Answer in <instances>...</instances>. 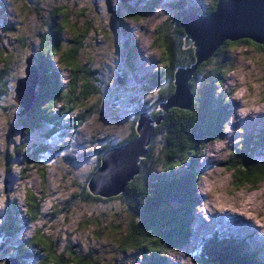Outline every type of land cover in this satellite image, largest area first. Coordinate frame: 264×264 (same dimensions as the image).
I'll list each match as a JSON object with an SVG mask.
<instances>
[{"label": "rangeland", "instance_id": "374dc122", "mask_svg": "<svg viewBox=\"0 0 264 264\" xmlns=\"http://www.w3.org/2000/svg\"><path fill=\"white\" fill-rule=\"evenodd\" d=\"M179 1L183 2V0ZM186 1L192 6L195 2L201 3L203 8H209L212 3V0ZM170 2L176 3L178 0H141L140 3L135 4L137 10L130 15L127 13L129 8L127 3L121 0H0V16L4 15L6 19L11 20L15 29L3 26L0 18V48L4 47L15 60L10 64L9 78L24 76L26 58L32 55L31 44L34 45L33 47L38 45L35 40H28L27 47H23L13 37L19 32L31 36L41 32L47 17V12L41 9L61 8L65 11L67 26L62 34L65 48L71 45L70 39L76 32L71 29V25L90 26L78 58L82 64H89L97 77H102L101 88L105 92L102 100L103 109L100 107L98 113L94 110L93 115H87L84 123L81 122V117L78 118L79 126L70 118L67 122L73 126L56 130L52 140H49L44 137L48 124L43 122L38 128H34L32 133L27 130V134H23L24 130L17 128L21 115L18 113L20 109L18 105L13 106L12 97L14 98L15 94L13 88L16 85L14 81L12 94L2 102L6 105V110L0 111V204H2L0 223L9 216L15 218L21 225L24 224L23 228L14 237L12 236L14 239L22 238L25 241L35 233V228H40L48 233H55L61 246L72 242L74 247L84 251L89 248L98 249L97 255L100 253V257L114 258L115 264H142L144 259L139 255L138 250L132 256H129L130 252L126 257L122 256L119 250L113 247L119 242L115 241L114 234L106 228L116 219H120L123 224L119 230L121 233L127 232L126 212L120 200L104 202L83 201L77 198L69 205L68 200L80 197L87 176L99 164L97 151L130 133V120H132L130 106L123 105V102L130 103L132 95L142 93V89H139L142 76L152 77L161 67L166 66V53L159 41L158 28L165 26L171 32L176 26L177 14L181 11L178 7H168L167 4ZM133 20H146L148 23H132ZM152 24L156 26L153 28ZM148 41H151V44H148ZM241 43L256 46L251 43ZM133 44L136 49L132 48ZM189 44L192 42L190 41ZM151 48H156L157 51L149 54ZM128 49H131L130 57L126 54L127 51L129 53ZM228 49L229 46H226L223 54L214 57L218 65L220 62L226 66L232 63ZM54 57L52 65L56 68L57 55ZM127 57L132 66L126 64ZM57 71L61 74L62 81L70 72L67 68L61 67ZM122 76L126 77L124 83L120 82ZM225 82L223 77L215 85L217 91L215 98H225L228 95L227 92L219 91ZM116 96L120 97L121 101H118L117 106H111L109 100L111 102ZM225 104L227 118L225 117L223 128L218 135L210 136V139L205 140L196 158L194 167L199 174L213 166L227 168L223 164L226 159H220V156L225 151L231 153L236 145L242 144L245 135L241 128L248 129L250 135L257 130L251 126L252 124L259 127L264 122V113H250L241 117L236 114L239 107L236 102L228 101ZM77 114L78 112L73 114V117L75 118ZM225 127L231 131H225ZM225 140L227 141L225 148L216 152L214 158L208 157L209 151L215 152V149L210 148L209 145ZM41 145L48 146L46 150L39 149V163L42 166L39 163L29 162L30 156ZM184 172L185 168L177 170L176 175H182ZM198 180L199 177L196 182ZM197 186L194 187V194L191 196L194 205L189 207L187 212L191 234L186 241L179 242L174 249L165 252L167 264H187L189 261L190 264H200L201 257L214 259L213 255L209 256L204 252L205 240L216 233L222 236L233 234L230 230L231 225L238 231L234 232L237 234L233 237L237 240L242 239L243 242L246 240L251 249L240 246L238 253L255 260V255H249V250L250 252L252 249L259 250L263 255L259 260L263 262L264 240L258 239L262 236L258 233L261 230L256 226L248 228L249 225L241 224L237 220L228 221L233 220L232 216L235 215L230 212L225 215V211L230 208L217 209L211 204L205 207L207 197L197 194ZM25 187L38 192L43 200L42 207L47 209L41 212L40 220L33 225L24 222ZM21 192L23 195H18ZM14 204L16 207H13ZM194 206L196 209H193ZM236 214L240 213L236 212ZM77 217L79 219H76ZM72 221H75L74 225ZM30 249L33 252L37 250L36 247ZM13 251L10 245L0 243V264H5L8 253L12 256Z\"/></svg>", "mask_w": 264, "mask_h": 264}, {"label": "trees", "instance_id": "16d2710c", "mask_svg": "<svg viewBox=\"0 0 264 264\" xmlns=\"http://www.w3.org/2000/svg\"><path fill=\"white\" fill-rule=\"evenodd\" d=\"M130 1L140 3L141 0ZM130 1L127 2L129 7H127V13L132 15L137 8L136 3ZM218 1L212 0L209 8H203V5L197 2L192 6L191 3L187 4L186 0L167 4L168 7H178L181 11L177 14V23L171 32L165 26L158 28L159 41L166 53V66L161 67L152 77L142 80L139 86V89H142L141 94L130 95V103L123 102V105L129 104L130 106L129 111L132 116L130 133L104 145L97 151L100 164L102 153L128 143L137 136L136 126L139 116L141 113L148 114L153 121L154 130L146 146V155L140 157L137 173L118 195L102 196L94 194L89 187L90 178L98 164L87 176L80 197L68 200V205L72 201L75 202L77 198L83 201L104 202L120 200L126 212L127 232L121 233L119 230L123 224L120 219H116L106 228L110 229V233L116 238L115 241L119 242L113 247H116L122 256L126 257L129 252V256H132L140 251L144 259L143 264H167L166 261H162L164 251L174 248L191 234L187 212H189V207L194 205L191 196L194 193V187L198 185L196 179L200 175L194 167L197 162L196 158L205 140L210 139V136L218 135L227 118L225 98H215L217 95L215 85L224 77L221 70L226 65L221 62L218 65L214 57L223 54L226 46L230 47L232 44L241 42L251 43L264 49L263 45H258L249 39L225 40L208 59L197 64L189 78L187 85L192 95L189 107H170L164 111L162 104L175 94L177 70H186L196 65L194 46L193 44L188 45L185 30L179 24V19L188 12H195L197 15L210 13ZM41 10L47 12L41 32L34 36L19 32L13 37L23 47H27L28 40L38 42L36 47L31 44L33 63L39 78L36 98L28 111L19 116L20 122L17 128L23 129V134H27V130L32 133L34 128L41 125V122L55 124L56 127H50L48 124L49 129L44 133L45 138L52 140L56 130L65 127L70 118L74 120V124L79 126L78 118L81 117V122L84 123L87 115H93L94 110L98 113L103 105L105 92L101 88L102 77H97L91 66L87 63L82 64L78 58L90 26L71 25L72 28H70L76 32L70 39L71 45L65 48V40L62 37L67 27L65 11L61 8ZM0 18L3 26L15 30L11 20L6 19L4 15ZM128 50L129 53L127 51L126 54L130 57L131 49ZM55 55H57L56 61L58 62L56 68L54 67L56 71L51 63ZM129 57L126 58V64L132 66ZM13 61L15 60L11 54L1 47L0 111L6 110V105L2 102L12 94L14 81L19 78L8 77L11 72L10 64ZM59 67L70 71L68 77H64V81L57 71ZM124 80L126 78L122 76L120 82L124 83ZM118 101H121V98L116 96L111 99V102L109 100V104L117 106ZM15 104L14 102L13 106ZM77 112L74 118L73 114ZM68 125L73 126L69 123ZM241 130L245 135L248 134L249 130L245 128ZM47 147L46 145L39 146L38 150L30 156L29 162L39 163V149L46 150ZM39 164L42 166L41 163ZM223 164L227 168L235 167L240 175L246 173L251 176L264 173V127L258 133L254 131L245 136L242 144L232 149L229 158ZM183 168L185 172L182 175H176L177 170ZM24 193V222L33 225L42 216L43 200L38 192L29 187L24 188ZM13 207L16 205L14 204ZM23 226L24 224L21 225L15 218H9V216L0 223V243L8 244L13 248L12 256L8 253V259H12L16 264H115L114 258L100 257V253L97 255L98 249L89 248L84 251L74 247L72 242L61 246L55 233L51 234L40 228H35V233L25 241L22 238L14 239L13 237ZM135 230H137L136 233ZM226 243V236L223 238L220 235L205 240V249L209 250L206 254L214 256L215 264H261L252 257L239 254L237 248L233 252L231 249L234 247H227ZM30 247H36L37 250L33 252ZM260 252L258 250V259H260ZM252 254L255 255V250H252ZM207 260L208 258L202 259L201 257L200 264H207Z\"/></svg>", "mask_w": 264, "mask_h": 264}, {"label": "water", "instance_id": "95a60500", "mask_svg": "<svg viewBox=\"0 0 264 264\" xmlns=\"http://www.w3.org/2000/svg\"><path fill=\"white\" fill-rule=\"evenodd\" d=\"M127 3L130 0H121ZM179 24L184 28L188 44L195 49L196 65L175 74V94L162 104L164 111L170 107L187 108L192 95L187 82L197 64L208 59L225 41L249 39L264 46V0H219L214 10L207 14L195 12L182 15ZM39 78L33 56L26 58L24 76L16 80L14 102L23 115L36 98ZM146 113H141L137 121V136L118 147L106 150L101 155V162L93 172L89 187L94 194L113 196L121 193L126 183L137 173L140 157L146 155V146L150 142L154 125ZM16 264L12 259H5V264ZM215 264V259L207 263ZM209 263V264H210Z\"/></svg>", "mask_w": 264, "mask_h": 264}, {"label": "clouds", "instance_id": "9594fccd", "mask_svg": "<svg viewBox=\"0 0 264 264\" xmlns=\"http://www.w3.org/2000/svg\"><path fill=\"white\" fill-rule=\"evenodd\" d=\"M132 23L147 24L148 21L133 20ZM155 26L151 25L153 28ZM147 43L151 44V41ZM156 51V48H151L149 54ZM228 51L232 63L221 70L226 82L219 89L228 93L225 102H236L239 105L236 114L241 117L250 113H264V49L241 43L232 44ZM224 130L231 131L227 127ZM226 143V140L216 141L209 145L215 152L209 151L208 157L214 158L216 152L225 148ZM229 154L225 151L220 159H227ZM196 191L198 195L207 197L205 207L211 204L217 209L230 208L254 220L256 225H264V173L240 175L235 167L213 166L200 174ZM18 195L22 196L23 192ZM236 204L239 207H235ZM72 223L74 225L75 221Z\"/></svg>", "mask_w": 264, "mask_h": 264}, {"label": "bare ground", "instance_id": "6f19581e", "mask_svg": "<svg viewBox=\"0 0 264 264\" xmlns=\"http://www.w3.org/2000/svg\"><path fill=\"white\" fill-rule=\"evenodd\" d=\"M197 15V14H196ZM197 16H199V15H197ZM133 49H136V47L134 46V44H133ZM52 63V62H51ZM52 67H53V65H52ZM53 69L55 70V68L53 67ZM56 71V70H55ZM59 78V77H58ZM144 78L145 77H143L142 76V79L141 80H144ZM59 81H60V79H59ZM49 125H50V127H56V125L55 124H53V125H51V123H48ZM55 125V126H54ZM234 206H236V207H239V204H236V205H234ZM213 209V208H212ZM214 210V209H213ZM231 209H227V212L225 211V215H227V213H234L235 215H233L232 217L234 218L233 220H228V221H234L235 222V220H237V221H239L241 224H244V225H249L248 226V228H252V227H254V226H256V227H258L259 228V230H261V231H258V233L259 234H262V236H259V238L258 239H260V240H264V226L263 225H256L255 224V222L253 221V220H251V219H249V218H246L245 216H243V215H241V214H239V215H237L236 214V212H231L230 211ZM210 212V211H209ZM242 228V226H240L239 227V229H241ZM238 229V230H239ZM230 230L231 231H233V234H237V233H234V232H238V231H236V229H234V227L231 225V227H230ZM211 232V231H210ZM228 232V231H227ZM252 239H253V237H252ZM252 250H254V249H252ZM263 257V255H262V252H260V258H262Z\"/></svg>", "mask_w": 264, "mask_h": 264}, {"label": "flooded vegetation", "instance_id": "af4514ba", "mask_svg": "<svg viewBox=\"0 0 264 264\" xmlns=\"http://www.w3.org/2000/svg\"><path fill=\"white\" fill-rule=\"evenodd\" d=\"M131 3H134V1H130Z\"/></svg>", "mask_w": 264, "mask_h": 264}]
</instances>
